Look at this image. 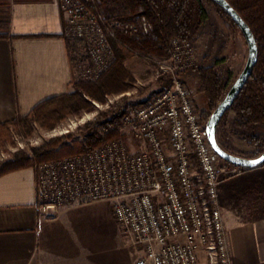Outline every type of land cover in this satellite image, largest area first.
<instances>
[{"label":"built area","instance_id":"built-area-1","mask_svg":"<svg viewBox=\"0 0 264 264\" xmlns=\"http://www.w3.org/2000/svg\"><path fill=\"white\" fill-rule=\"evenodd\" d=\"M58 1L66 37L85 45L81 72L89 80L113 63L118 31L151 28L145 18L139 25L108 22L97 0ZM158 63L170 83L109 123L107 132L118 129L120 137L34 166L37 207L55 216L76 205L112 202L123 231L144 249L134 264H198L202 253L207 264H233L220 185L234 164L211 145L207 121L185 84L183 74L193 64L190 42L173 38L167 59Z\"/></svg>","mask_w":264,"mask_h":264},{"label":"crops","instance_id":"crops-1","mask_svg":"<svg viewBox=\"0 0 264 264\" xmlns=\"http://www.w3.org/2000/svg\"><path fill=\"white\" fill-rule=\"evenodd\" d=\"M65 24L58 0L11 4L0 31L7 33L0 37V124L70 92L73 39L68 41ZM37 200L34 166L0 176V264H112L90 241L67 235L58 221L76 206L47 216ZM220 204L233 264H264V167L222 181Z\"/></svg>","mask_w":264,"mask_h":264},{"label":"rangeland","instance_id":"rangeland-1","mask_svg":"<svg viewBox=\"0 0 264 264\" xmlns=\"http://www.w3.org/2000/svg\"><path fill=\"white\" fill-rule=\"evenodd\" d=\"M12 2L13 0H0V25L4 31L9 18L8 7ZM205 8L207 18L197 32L188 39L193 49V64L183 76L198 111L202 117L206 118L221 102L216 105L210 104L206 95L200 91L197 69L211 68L215 71L225 84L224 99L246 66L249 47L241 29L222 12L217 4L205 1ZM142 21L143 18L136 19L133 23L139 25ZM120 32H117L119 35L114 38V41L120 40V36L125 34ZM144 33L139 29L128 36L138 39ZM84 47L81 41L73 40L74 82L95 81L82 76V65L86 62ZM143 47L137 51L124 49L126 55L124 63L133 74L128 91L110 94L104 102L86 96L92 104L90 109L71 114L53 126L40 122H32L30 126L12 125L0 135V162L11 160L20 152L34 156L35 149L53 139H62L59 145L63 146L86 141L92 134L103 135L107 133L109 123L119 121L127 108L141 104L168 85L169 79L161 73L158 63L160 60L167 59L168 54L161 50L156 51L147 44ZM73 90L74 87L71 86L70 92ZM217 139L227 151L233 154L248 158L258 157L264 152V125H242L237 119V113L230 109L217 128ZM258 140L260 142H257ZM134 147L132 148L136 149ZM39 163L41 162L36 164ZM232 166L234 165L230 166L223 181L239 177L246 170ZM261 166L264 167V163ZM57 218L67 235L90 241L102 251L104 258L111 260L112 264H134L144 253L143 247L123 231L114 217L110 201L76 205ZM198 264H207L204 253L201 254Z\"/></svg>","mask_w":264,"mask_h":264},{"label":"trees","instance_id":"trees-1","mask_svg":"<svg viewBox=\"0 0 264 264\" xmlns=\"http://www.w3.org/2000/svg\"><path fill=\"white\" fill-rule=\"evenodd\" d=\"M23 1L27 0H13V2ZM205 1L217 4L222 12L232 19L226 10L213 0H97L98 7L105 14L108 22L113 20L126 22L146 18L151 26L149 32L141 34L138 39H132L128 34H122L118 41H114L113 38L115 59L99 79L94 82H74L73 80L71 83L74 87L73 91L40 102L26 116H19L13 121L1 123L0 135L12 125L30 126L32 122L56 125L71 114L90 109L92 104L86 96L104 102L110 94L128 91L133 74L124 63L126 57L124 49L137 51L147 44L156 51L161 50L168 54L173 38L190 39L205 21L207 18ZM227 1L251 27L259 47L258 61L253 74L237 96L231 109L237 113V119L242 125H264V0ZM11 4L8 7L9 12ZM0 29L3 30L2 27ZM6 34V32L0 33V37ZM67 39L70 40L68 37ZM69 47L71 48V59H73L70 42ZM196 75L199 79L200 91L206 95L210 104L216 105L222 102L225 84L215 71L211 68H200L197 69ZM210 116L211 114L202 118L207 121ZM120 136L118 129H113L103 135L92 134L81 143L63 146L59 145L62 139H53L35 149L34 156L20 152L13 159L0 162V176L14 170L33 167L37 162L57 160L88 152Z\"/></svg>","mask_w":264,"mask_h":264},{"label":"water","instance_id":"water-1","mask_svg":"<svg viewBox=\"0 0 264 264\" xmlns=\"http://www.w3.org/2000/svg\"><path fill=\"white\" fill-rule=\"evenodd\" d=\"M213 1L218 3L226 10V12L232 17L234 22L239 26V28L243 32L249 47V56L246 66L242 73L239 75L235 84L232 86L226 97L222 100V102L218 105V107L207 120V131L209 135V141L213 148L216 150V152L227 162L234 165H238L245 169L255 168L264 163V152L258 157L248 158L227 151L217 139V128L223 116L231 109L237 96L243 90L248 79L253 74L254 68L258 61V43L251 27L227 0Z\"/></svg>","mask_w":264,"mask_h":264},{"label":"bare ground","instance_id":"bare-ground-1","mask_svg":"<svg viewBox=\"0 0 264 264\" xmlns=\"http://www.w3.org/2000/svg\"><path fill=\"white\" fill-rule=\"evenodd\" d=\"M226 161V160H225Z\"/></svg>","mask_w":264,"mask_h":264}]
</instances>
